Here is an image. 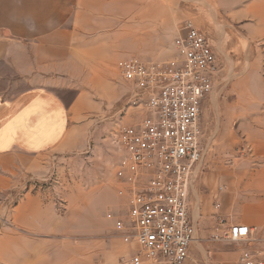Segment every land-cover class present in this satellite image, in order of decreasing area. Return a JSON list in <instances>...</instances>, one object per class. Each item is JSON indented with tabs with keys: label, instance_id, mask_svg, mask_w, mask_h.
Wrapping results in <instances>:
<instances>
[{
	"label": "rangeland",
	"instance_id": "1",
	"mask_svg": "<svg viewBox=\"0 0 264 264\" xmlns=\"http://www.w3.org/2000/svg\"><path fill=\"white\" fill-rule=\"evenodd\" d=\"M98 1L83 0L88 10L82 6L90 27L86 63L96 82L79 86L99 106L94 119L104 128L86 152L47 155L0 188V264H125L130 245L106 216L114 210L125 217L124 198L116 192L120 151L113 139L122 122L138 123L145 113L128 108L131 86L121 77L118 61L128 55L156 62L174 58L172 42L186 21L207 34L220 70L201 109L205 153L194 174L191 204L189 199L198 239L182 264H229L216 252L226 246L264 257L259 229L246 241L210 237L220 221L223 227L245 223L241 208L229 202L231 183L250 182L264 167V153L252 147L251 137L260 139L264 128V0H134L139 3L135 18L120 12L118 4ZM148 3L158 5L151 24L142 21ZM141 28L146 32L141 39L123 34ZM102 74L107 82H100ZM257 198L248 190L246 201L258 203L264 194Z\"/></svg>",
	"mask_w": 264,
	"mask_h": 264
},
{
	"label": "built area",
	"instance_id": "2",
	"mask_svg": "<svg viewBox=\"0 0 264 264\" xmlns=\"http://www.w3.org/2000/svg\"><path fill=\"white\" fill-rule=\"evenodd\" d=\"M172 44L176 56L165 62L134 55L118 61L121 77L131 86L128 108L145 113L138 123L122 122L113 139L120 151L114 175L125 217L114 210L106 216L130 245L125 264L155 259L182 264L196 238L189 196L205 153L201 109L220 67L209 37L191 21ZM222 225L212 239L248 240V225ZM237 264H264V257L242 249Z\"/></svg>",
	"mask_w": 264,
	"mask_h": 264
},
{
	"label": "crops",
	"instance_id": "3",
	"mask_svg": "<svg viewBox=\"0 0 264 264\" xmlns=\"http://www.w3.org/2000/svg\"><path fill=\"white\" fill-rule=\"evenodd\" d=\"M107 2L118 4L120 12H130L132 18L139 10L134 0ZM82 6L86 7L87 2L0 0V188L10 186L19 174L35 168L47 155L86 152L104 128L94 119L99 106L87 88L79 86L96 82L86 63L90 27L85 24L89 19L87 7ZM157 9L156 4H145L142 21L151 24ZM138 30L133 33V29H124L123 34L141 39L146 32ZM101 77L97 82H107L104 74ZM261 129L260 139L251 133L252 147L264 153V128ZM252 179L232 182L228 198L232 207L234 204L244 213L245 223L239 224L249 226V236L255 229L264 236V198L258 203L245 199L248 190L256 198L264 194V167ZM190 192L191 204L195 196ZM241 194H245L244 201ZM190 213L193 218L192 208ZM216 252L229 264L238 263V250L226 246Z\"/></svg>",
	"mask_w": 264,
	"mask_h": 264
},
{
	"label": "bare ground",
	"instance_id": "4",
	"mask_svg": "<svg viewBox=\"0 0 264 264\" xmlns=\"http://www.w3.org/2000/svg\"><path fill=\"white\" fill-rule=\"evenodd\" d=\"M195 240H196V238H195ZM195 240H194V241H195Z\"/></svg>",
	"mask_w": 264,
	"mask_h": 264
}]
</instances>
